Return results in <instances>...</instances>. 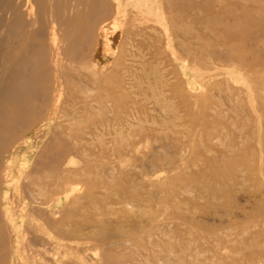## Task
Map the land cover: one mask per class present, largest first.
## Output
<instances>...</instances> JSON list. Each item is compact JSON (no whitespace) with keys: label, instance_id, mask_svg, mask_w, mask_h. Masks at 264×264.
Listing matches in <instances>:
<instances>
[{"label":"rangeland","instance_id":"rangeland-1","mask_svg":"<svg viewBox=\"0 0 264 264\" xmlns=\"http://www.w3.org/2000/svg\"><path fill=\"white\" fill-rule=\"evenodd\" d=\"M121 1L47 0L89 17L55 113L4 134L29 214L0 263L264 264V0Z\"/></svg>","mask_w":264,"mask_h":264},{"label":"bare ground","instance_id":"bare-ground-1","mask_svg":"<svg viewBox=\"0 0 264 264\" xmlns=\"http://www.w3.org/2000/svg\"><path fill=\"white\" fill-rule=\"evenodd\" d=\"M116 5V12L119 14L124 9L122 1L116 0ZM55 6L56 4L47 3V0H0V154L5 151L2 148L8 144V141L4 138V134L7 133L8 136L13 134L15 144L11 143L8 145L12 148L8 156L9 158L15 157L18 154L20 147H22L20 145H27V139L29 138L25 136L28 130L26 122L32 121L27 119L28 116H34V114L37 116L36 113L41 107L40 105L47 104L51 106L48 108L51 109L47 114L48 118L55 113L57 102L65 84L62 72L63 59L65 58L69 62H73L72 54L80 43L79 41L77 43V36L79 31L82 30L81 24L78 23L81 16L76 11L70 10L75 5H71V8L68 5L67 7L64 5L66 9L68 8V14L58 11V6ZM64 6L62 7L63 9H65ZM35 7L37 11H35ZM74 7L72 10L75 9ZM85 17L87 20L89 16H83L80 20L83 21ZM35 24H37V27ZM106 37L110 38L109 35H106ZM64 41L68 44L66 52H64L65 50L62 49L61 45ZM95 54L99 58L100 54L98 50L95 51ZM83 59H85V56H83L82 62ZM103 67L105 68V63H100L99 69H103ZM94 70L95 74L90 76L92 85L95 84L94 82L97 77L96 69ZM100 80L105 82V78ZM21 127H24L23 130L21 129L22 133L15 135L13 131L15 132ZM38 131L39 128L34 133H38ZM22 139L24 141H20ZM68 162L71 161L69 160ZM0 170V182L2 181L7 187L12 177L9 166L2 163ZM65 182L64 178L58 177L57 189L55 191L58 196L62 193L67 195L69 189L66 190L65 184L67 182ZM72 190L71 188L69 192ZM16 200L12 196H0V262L3 256L6 257V254L10 258L12 257V259H17L19 262L22 259L21 256H23L21 255L22 252L19 254L20 241L22 239L20 240V224H18L19 221L17 219L20 216L22 222V218L27 217L29 213L24 210V207H19L16 204ZM59 201L58 197L56 202L58 203ZM16 206H18L19 210L15 209L17 208ZM45 224L47 225V223ZM43 263L45 264L44 261ZM0 264H6V262ZM7 264H11V262H7Z\"/></svg>","mask_w":264,"mask_h":264}]
</instances>
